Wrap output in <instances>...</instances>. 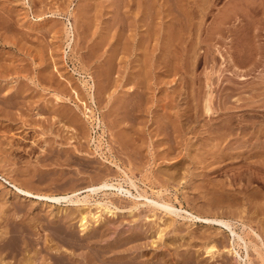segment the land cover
I'll return each mask as SVG.
<instances>
[{
  "label": "rangeland",
  "instance_id": "1",
  "mask_svg": "<svg viewBox=\"0 0 264 264\" xmlns=\"http://www.w3.org/2000/svg\"><path fill=\"white\" fill-rule=\"evenodd\" d=\"M229 19L239 25L227 39ZM183 28L194 37L191 45L181 38ZM169 31L177 34L170 49L166 47ZM227 45L249 78L232 82L235 87L243 84L231 98L237 99L235 104L246 102L239 108L224 104L230 72ZM171 50L178 52L177 58H171ZM247 69L253 70L247 73ZM262 79L264 0H0V230L12 218L27 223L30 237L27 253L18 248L20 254L15 251L12 255L17 257L10 255L7 260L48 264L54 261L53 254H90L89 240L95 246L94 241L104 244L102 239L108 238L118 253L135 264L165 263L164 256L169 261L165 264H264L250 246L253 239L264 247V229L252 224L260 237L251 230L252 203L245 193L261 186L255 182L247 188L245 179L238 181L235 185L244 194L236 191L232 202L238 201L232 206L227 192H234L229 189L235 187L231 177L239 173L231 171L237 170L232 169L234 163L225 164L231 159L217 160L228 147L217 149L219 138L207 140L209 129L225 122L216 135L225 137L227 144L231 136L222 133L233 116V122L261 125ZM253 88L263 104L257 96V101L251 99ZM208 102L211 113L206 110ZM3 176L48 194L81 188L82 197L91 193L85 187L108 179L131 189L133 195L118 194L112 187L107 193L94 192L79 206L67 201L45 203L24 199ZM152 199L172 206L160 208ZM100 201H107L115 213L105 210ZM81 206L92 211L86 229L80 225L81 210L75 209ZM69 212L72 216L66 218ZM190 212L222 217L231 226L190 219ZM260 213L255 216L264 217ZM60 232L69 238L65 240ZM21 243L20 239L19 247ZM209 243L220 252H206ZM225 247L236 248L241 256Z\"/></svg>",
  "mask_w": 264,
  "mask_h": 264
},
{
  "label": "bare ground",
  "instance_id": "2",
  "mask_svg": "<svg viewBox=\"0 0 264 264\" xmlns=\"http://www.w3.org/2000/svg\"><path fill=\"white\" fill-rule=\"evenodd\" d=\"M170 1V0H169ZM190 1V0H189ZM119 3H120V1H118ZM206 2V1H205ZM122 3V2H121ZM117 5V4H116ZM123 5V4H122ZM257 5V4H256ZM258 6V5H257ZM152 7V6H151ZM178 7V6H177ZM171 8V7H170ZM176 8V7H175ZM122 9V8H121ZM120 9V10H121ZM150 9V8H149ZM205 9V8H204ZM237 9V8H236ZM118 10V9H117ZM151 10V9H150ZM171 10V9H170ZM169 10V11H170ZM259 10V9H258ZM173 11V10H172ZM175 11V10H174ZM153 12V11H152ZM151 12V13H152ZM171 12V11H170ZM194 12V11H193ZM202 12V16L204 17V16H207L206 14H207V12L205 11V10H202L201 11ZM176 13V12H175ZM195 13H197V12H195ZM148 14V13H147ZM171 14H172V12H171ZM223 14V13H222ZM259 14V13H258ZM121 15V14H120ZM124 15V14H123ZM174 15V14H173ZM179 15L181 16L182 15V13L180 14V12H179ZM179 16V17H180ZM184 16V15H183ZM211 16V15H210ZM118 17V16H117ZM123 17V16H122ZM179 17L178 16H176V18H177V20H179L180 21V19H179ZM199 17V16H198ZM194 18V17H193ZM122 19H124V18H122ZM145 19H146V17H145ZM152 19V18H151ZM252 19V18H251ZM113 20H115V19H113ZM153 20V19H152ZM173 20V19H172ZM176 20V19H175ZM186 20V19H185ZM189 20H190V17H189ZM204 20V19H203ZM118 21V20H117ZM227 22H229V25L228 26H226V33L225 34H227L226 35V37H227V39L228 38H230L231 37V35H232V33H231V31L232 30H234V29H236V28H238V25H239V23H237V24H232L231 22H230V19H229V21L228 20H226ZM251 21V20H250ZM253 21V20H252ZM175 22V21H174ZM181 23H182V21H180ZM189 22V21H188ZM263 22V21H262ZM246 23V22H245ZM169 24H170V22H169ZM172 24V23H171ZM174 24L175 23H173V26H174ZM178 24V23H177ZM185 24V23H184ZM228 24V23H227ZM243 25V24H242ZM263 25V24H262ZM261 25V26H262ZM150 27H152V26H150ZM175 27V26H174ZM243 27V26H242ZM172 28V27H171ZM170 28V29H171ZM150 29V28H149ZM184 29V31H183V36L181 37L184 41H186L187 43H188V45H191L192 44V42L194 41L193 39H194V37H193V35H192V33H191V31L189 30V31H187V28H183ZM190 29V28H189ZM250 29H251V27H250ZM243 30V29H242ZM152 31V30H151ZM150 32V31H149ZM170 32V31H169ZM214 32H215V30H214ZM233 32V31H232ZM178 33V32H177ZM259 33V32H258ZM260 34V33H259ZM261 35V34H260ZM167 38V41H166V47H168L169 49L174 45V41H176V39H177V34L174 32V31H171L170 33H168L167 34V36H166ZM145 39H146V37H145ZM234 39V38H233ZM250 39V38H249ZM153 40V39H152ZM229 41V40H228ZM227 41V42H228ZM231 41V40H230ZM244 41V40H243ZM225 42V41H224ZM232 42V41H231ZM238 42V41H237ZM259 42V41H258ZM121 43V42H120ZM144 44V43H143ZM225 44V43H224ZM229 44V43H228ZM238 44V43H237ZM245 44V43H244ZM248 44V43H247ZM89 45V44H88ZM231 45V44H230ZM234 45V44H233ZM121 46V45H120ZM228 46V48H227V52H225V53H227V55H226V62H227V64H226V66H227V68H228V70L230 71V72H227V73H229L228 74V76H227V80H228V82L226 83V85H225V89L227 90L226 91V95H225V103L224 104H226L225 106L226 107H228L229 106V108L230 107H238L239 108V106H240V104L241 103H244V105H245V101L243 102V101H241V103L239 102L240 101V99L238 100V102H239V104H235V103H237V102H235L234 103V100H237V99H231L232 98V96H233V93H235V91H234V89L236 90V89H238V87L240 88L242 85H240V86H232V82L233 81H235V80H238V81H242V80H246V78H247V76L248 75H246L245 73H246V69H245V71H244V69H242L241 67H242V64L241 65H239L238 63V61H237V58H236V61L238 62H236L235 61V58H234V50H233V53H232V48H231V46H229V45H227ZM226 46V47H227ZM247 46H249V44L247 45ZM165 47V48H166ZM178 47V46H177ZM192 47V46H191ZM121 48V47H120ZM190 48V47H189ZM195 48V47H194ZM233 48H234V46H233ZM250 48V47H249ZM167 49V48H166ZM251 49H252V47H251ZM250 49V50H251ZM168 51V50H167ZM222 52V51H221ZM252 52V51H251ZM171 55L170 56H172L171 58H173V59H175V58H177L178 57V52L176 51V50H171ZM85 54V53H84ZM250 54V53H249ZM252 54V53H251ZM254 54V53H253ZM87 55V54H86ZM251 56V55H250ZM108 57V56H107ZM193 57V56H192ZM224 57V56H223ZM164 58V57H163ZM257 59V58H256ZM260 59V58H259ZM258 59V60H259ZM246 60V59H245ZM257 60V61H258ZM261 60V59H260ZM173 61V60H172ZM139 62V61H138ZM247 63V62H246ZM250 65H252V64H250ZM260 65V64H259ZM250 67V66H249ZM253 67H255V66H253ZM258 68V67H257ZM256 68V70H258ZM254 69V68H253ZM253 69H251V70H253ZM248 70V69H247ZM251 70H248L247 71V73L248 72H250ZM97 71V70H96ZM180 71V70H179ZM102 72V71H101ZM243 72H245L244 74H243ZM226 73V72H225ZM257 73V72H256ZM263 73V72H262ZM108 75V74H107ZM252 75V74H251ZM237 79H236V78ZM107 78V77H106ZM256 78V77H255ZM247 79H249V78H247ZM263 80V79H262ZM222 81V80H221ZM237 81V82H238ZM244 81H243V83H244ZM264 81V80H263ZM236 82V81H235ZM235 82H233L235 85H236V83ZM261 83V82H260ZM259 83V84H260ZM233 84V85H234ZM238 84H239V82H238ZM249 84V83H248ZM247 84V85H248ZM245 85V84H244ZM256 85V84H255ZM206 86V85H205ZM250 86V85H249ZM255 87V86H254ZM263 87V86H262ZM244 88V87H243ZM245 88H247V86L245 85ZM250 88V87H249ZM257 88V87H256ZM256 88H253L252 90H251V92L254 90V89H256ZM259 88V87H258ZM257 88V89H258ZM206 89V88H205ZM220 89V88H219ZM248 89V88H247ZM260 89H261V87H260ZM250 90V89H249ZM259 90V89H258ZM246 91V90H245ZM241 92V91H240ZM248 92V91H247ZM250 92V91H249ZM254 93L255 92H257V94H258V91H253ZM252 92V93H253ZM260 92V91H259ZM261 92H263V91H261ZM260 92V93H261ZM237 93V92H236ZM235 93V94H236ZM239 93V92H238ZM254 93H253V95L252 94H250V95H252V98L251 99H253V97H255V96H257V95H254ZM242 94H244V93H242ZM240 95H241V93H240ZM259 95V94H258ZM260 95H262V94H260ZM243 96V95H242ZM247 96H248V99H249V95L247 94ZM240 97V96H239ZM238 96H237V98H239ZM246 97V96H245ZM257 97H259V96H257ZM257 97H255L254 98V100H256V98ZM264 97V96H263ZM203 98H204V96H203ZM221 98V97H220ZM241 98V97H240ZM222 99V98H221ZM242 99V98H241ZM245 99V98H244ZM247 99V98H246ZM245 99V100H246ZM258 99V98H257ZM217 100V99H216ZM260 100V97H259V99H258V101ZM0 101H2V100H0ZM249 101V100H248ZM247 101V102H248ZM252 101V100H251ZM250 101V102H251ZM257 101V100H256ZM263 102H264V99L262 100ZM261 100H260V102H262ZM249 102V103H250ZM263 102H262V104H263ZM12 103V102H11ZM229 103L231 104V105H229ZM234 103V104H233ZM248 103V104H249ZM252 103V102H251ZM13 104V103H12ZM261 104V105H262ZM9 105H11L10 103H9ZM221 105V104H220ZM255 105V104H254ZM254 105H252V106H254ZM13 106V105H12ZM222 106V105H221ZM249 106V105H248ZM247 106V107H248ZM263 106V105H262ZM261 106V107H262ZM250 107V106H249ZM258 107V106H257ZM205 108V107H204ZM254 109H255V106L253 107ZM212 106H211V104H210V102H208L207 104H206V110L209 112V113H211V111H212ZM194 111V110H193ZM243 112V111H242ZM241 112V113H242ZM245 113H247L246 111H245ZM251 114V113H250ZM193 115V114H192ZM243 115H244V112H243ZM254 115H255V113H254ZM202 116V115H201ZM217 116V115H216ZM240 116V115H239ZM259 115H257V117H258ZM218 117V116H217ZM233 117H235V116H233ZM233 117L231 118V120L229 121L230 123H229V125L228 126H225V128H226V132H224V133H222V135L223 136H229V134H230V136L231 137H229V140H228V142H227V144H223V141H224V138H222V137H220V135L219 136H217L216 134L220 131V126L222 127L223 125H225V124H227V123H225L224 122V124L223 125H220V126H218L217 124V126L219 127V128H217V127H214V128H212V129H209V132H208V138H207V140H209V141H214L215 139H218L219 138V140L220 141H218L217 142V144L219 145V147L217 148V149H220V148H224V147H228V148H226V150H228V152L227 153H224V154H221V155H219V159H217V160H220V161H227L228 159H231L232 161L230 162V161H227V162H225V164L227 163L228 165H230V164H235V168L233 167V165H232V169H237V170H231V171H233V172H238V173H235V174H238L239 175V177H238V175H237V177L235 176V178H232L231 177V181H234V182H232L233 184H234V186L235 187H233L232 188V186H230L229 187V189H231L232 191H234L233 193H231V191L230 190H228V192H227V189L225 190L226 192H227V194H228V196L230 197L229 198V202H231L232 203V206H233V203H235V201H238V200H235L234 202H232L233 201V195H236V191L237 192H240L241 194H244V193H242L241 192V190L238 188L239 187V185H238V187L235 185L238 181H242V180H244L245 179V182H246V185H251L252 183H255V182H257V184H258V186L260 185L261 186V188L259 187H256V188H252L251 186H247V188H250L251 187V189H252V191L250 190L249 192L250 193H248L247 191H245V193L247 194V199L252 203V217H250V218H252L251 220H249V223H250V226H251V230L254 232V233H256V235L258 236V237H260V234L258 233V231L254 228V226H252V224H256V228L258 227V226H260V228L262 227V229H264V217H262V216H255V214L256 215H261L262 213H260V212H264V118L262 119L263 121L262 122H260L261 123V125H258V124H256V125H254V123L256 122H253L252 121V123L253 124H245L246 122H241L240 120H238L237 122L236 121H232V119H233ZM210 118H211V115H210ZM213 118V117H212ZM211 118V119H212ZM216 118V117H215ZM244 118V117H243ZM252 118V117H251ZM251 118H246V119H251ZM192 119V118H191ZM194 120V119H193ZM243 120V119H242ZM252 120V119H251ZM224 121V120H223ZM227 122H228V119L226 120ZM244 121V120H243ZM261 121V120H260ZM236 122V123H235ZM258 122V121H257ZM221 123H223V122H221ZM220 123V124H221ZM259 123V122H258ZM172 124V123H171ZM263 124V125H262ZM188 125V124H187ZM169 127H171V126H169ZM224 130V129H223ZM168 132V131H167ZM246 133L248 134L247 136H245L246 135ZM220 134V133H219ZM170 136V135H169ZM205 137V136H204ZM221 138V139H220ZM228 138V137H227ZM197 139H199V138H197ZM234 139H236V141L235 142H231L232 140H234ZM166 140V139H165ZM173 140V139H172ZM205 140V139H204ZM175 141V140H174ZM186 141V140H185ZM198 141V140H197ZM169 142V141H168ZM206 142V141H205ZM174 143V142H173ZM172 143V144H173ZM198 143V142H197ZM208 143H210V142H208ZM170 144V143H169ZM198 145V144H197ZM196 145V146H197ZM199 146V145H198ZM196 148V147H195ZM170 151V150H169ZM196 151H197V149H196ZM172 152V151H171ZM211 152V151H210ZM191 153H193V152H191ZM220 154V153H219ZM198 155H200V154H198ZM215 155V154H214ZM195 156H197V155H195ZM213 157V156H212ZM205 159H206V157H205ZM236 159V160H235ZM180 163H182V162H180ZM200 163V162H199ZM230 163V164H229ZM212 164V163H211ZM215 164V163H214ZM221 164V163H220ZM181 165V164H180ZM182 166H184V164L182 165ZM227 165H225V169L227 168L226 167ZM187 167V166H186ZM220 167V166H219ZM222 167H224L223 165H222ZM229 167V166H228ZM230 168V167H229ZM182 169V168H181ZM218 169L220 170V168H215V169H213L214 171H218ZM227 170V169H226ZM225 170V171H226ZM221 171V170H220ZM228 171V170H227ZM230 171V172H231ZM172 172V171H171ZM211 172V171H210ZM224 172V171H223ZM182 173V172H181ZM177 174V173H176ZM234 174V173H233ZM195 175V174H194ZM176 176V175H175ZM242 176H245V177H242ZM4 177V181L6 182V183H8L10 186H12L14 189H15V191L16 192H18L19 194H21V195H23L24 196V199H33V198H37V199H41V200H44V202L45 203H47L46 201H52V202H55V203H60V202H62V201H67V202H69V203H72L73 205H78L79 206V204H81L82 202H84V201H87L88 200V197H90V195H92V194H94V192H98V191H100V190H108V189H110V188H112V187H114V189H116L117 190V193L118 194H132V191H131V189H128V188H125L124 187V185L123 184H121V183H118V184H116V183H114V182H112V181H110V180H108V179H105V180H102V182H100V183H98L97 185H95V184H91V185H89V186H87V187H85V188H87V189H85L84 191H86V192H91V193H88V194H86L85 196H80V193H82V192H79L80 191V189L81 188H79L78 190H74L72 193H66V194H63V195H56V194H48V193H42V192H36V191H34V190H32V189H30L28 186H26L23 182H18V180L17 179H11V178H8V177H5V176H3ZM180 177V176H179ZM234 177V176H233ZM191 178V177H190ZM228 179V178H227ZM227 179H226V181H227ZM130 180H131V184L132 185H134V186H136V183L134 182V180L132 179V178H130ZM204 180V179H203ZM210 180V179H209ZM213 180V179H212ZM237 180V181H236ZM211 181V180H210ZM215 181V180H214ZM225 181V180H224ZM197 182V181H196ZM217 182V181H216ZM225 183V182H224ZM240 183V182H239ZM238 183V184H239ZM208 184H209V182H208ZM214 184V186H216V183L214 182L213 183ZM218 184H219V182H218ZM217 184V185H218ZM228 184H230V182H228ZM245 184V183H244ZM256 184V185H257ZM196 185V184H195ZM199 185H201V184H199ZM199 185H197V186H199ZM204 184H202V186H203ZM223 185H225V184H223ZM227 185V184H226ZM225 185V187H227ZM219 186H221V185H218V188H219ZM243 186V184L240 186V187H242ZM224 187V188H225ZM254 187V186H253ZM222 188V187H221ZM243 188V187H242ZM245 189V188H244ZM244 189H242V190H244ZM214 190V189H213ZM215 190H217V188L215 187ZM222 190V189H221ZM220 190V191H221ZM224 190H222L223 191V193L225 192ZM83 191V192H84ZM219 191V190H218ZM225 192V193H226ZM105 193H107L106 191H105ZM221 194V193H220ZM226 194V195H227ZM230 194V195H229ZM133 195V194H132ZM139 195L140 196H142V195H145L144 193H139ZM225 195V194H224ZM223 195V196H224ZM238 195V194H237ZM228 196H224V197H228ZM239 196V195H238ZM238 196H236V197H234V198H236L237 199V197ZM242 196V195H241ZM147 197V196H146ZM223 197V198H224ZM231 197H232V200H231ZM240 197V196H239ZM245 197V198H246ZM241 198V197H240ZM239 198V199H240ZM225 199V198H224ZM228 199V198H227ZM246 199V200H247ZM231 200V201H230ZM245 200V199H244ZM243 200V201H244ZM224 201V200H223ZM149 202V201H148ZM150 202L152 203V202H156L155 204H159V207L161 208V206H163V207H170L171 208V203H168V202H165V201H163V202H160V201H158V200H150ZM100 204H102L103 205V208L105 209V210H107L108 212H110V211H112V213L114 214L115 213V211H113V209L111 208V206L107 203V201L106 202H103V201H100L99 202ZM111 203L113 204V205H115L114 204V201H112L111 200ZM151 203H149V204H151ZM209 203V202H208ZM242 203V202H241ZM248 203V202H247ZM250 203V204H251ZM213 204V203H212ZM215 204V203H214ZM161 205V206H160ZM235 205V204H234ZM17 206V205H16ZM15 206V207H16ZM115 207L116 208H118L119 206L117 205H115ZM220 207V206H219ZM229 207V206H228ZM237 207V206H236ZM240 207V206H239ZM231 208V207H230ZM247 208V207H246ZM245 208V209H246ZM7 209H10V208H7ZM16 209H18V210H21V209H19L18 207H16ZM75 209H77V210H81V213H82V215H81V223H80V225L84 228V229H86V228H88L89 227V222H88V218H89V215H92V211L91 210H84V207H77V208H75ZM233 209V208H232ZM242 209V208H241ZM11 210V209H10ZM237 210V209H236ZM236 210H232V212L235 214L236 213ZM7 211V210H6ZM6 211H5V213H6ZM87 213H86V212ZM243 211V210H242ZM240 212V213H238V214H241V213H243V212ZM18 212H20V211H18ZM63 213V212H62ZM65 213H67V212H65ZM70 213V212H69ZM232 213V214H233ZM246 213H247V211H246ZM74 214V213H73ZM245 214V213H244ZM248 214V213H247ZM250 214V213H249ZM237 215V214H236ZM263 215V214H262ZM62 216V215H61ZM72 216V212L70 213V214H65V217L66 218H70ZM189 216H190V219L192 218V219H195V220H202V221H204V222H206V223H213V224H220V225H227V226H231V223L228 221V220H226V219H224V218H222V217H219V216H213V217H210V216H202V215H199V214H194V213H192V212H190V214H189ZM241 216V215H240ZM240 216H238V217H240ZM243 216V215H242ZM245 216H247L246 214H245ZM9 217V216H8ZM63 217V216H62ZM64 217V218H65ZM92 218L94 217V214H93V216H91ZM259 217V219H257ZM261 217V218H260ZM11 218V217H10ZM9 219V218H8ZM61 219V218H60ZM72 219V218H71ZM4 221V220H3ZM15 220L14 219H9L8 220V222H7V220H6V224L4 225L3 223V225L5 226V230H0V264H10L11 263V261L10 260H7V258L8 257H10V255L15 259V257H17V255H12V253L13 252H17V250H18V248H20V249H22V251H24V255H25V253H27L26 251L27 250H29V238L30 237H28V235H26V232L25 231H27V232H29L28 230L29 229H27V223H26V225H25V222L24 223H18V222H14ZM109 221V220H108ZM170 222H171V220H170ZM174 223V222H173ZM1 224V223H0ZM18 224H20V227L19 226H17ZM30 224V223H29ZM61 225V224H60ZM105 225V224H104ZM249 225V224H248ZM21 226H23L24 228H23V230H20V228L22 229V227ZM26 226V227H25ZM3 227V226H2ZM160 227V226H159ZM166 227V226H165ZM0 228H1V225H0ZM7 228H10V230H8ZM57 229V228H56ZM58 229H60V228H58ZM63 229V228H62ZM107 229H110V227H107ZM179 230V229H178ZM181 230V229H180ZM233 230V233H236L237 231H235L234 229H232ZM31 231V230H30ZM59 231H61V230H59ZM53 232H55V230H53ZM68 232V231H67ZM72 231H70L69 233H71ZM61 233V232H60ZM65 233V232H64ZM29 234V233H28ZM55 234V233H54ZM58 234V233H57ZM62 234V233H61ZM60 234V235H61ZM237 234H238V239L240 238L241 240L243 239V241H245L246 243H247V241L245 240V237L244 236H242V235H240L238 232H237ZM64 234H62L61 236L62 237H64L65 238V240L67 239V237H66V235L67 234H65L64 236H63ZM108 236H109V234H107ZM233 235V234H232ZM74 236V235H73ZM201 236V235H200ZM247 236V235H246ZM110 237V236H109ZM59 238H61L60 236H59ZM59 238H56L57 240H59ZM69 238V237H68ZM213 239H214V237H212ZM252 238V237H251ZM22 240V243L20 244V247H19V244H18V242H19V240ZM63 241H65L63 238H61ZM207 239V238H206ZM217 239V238H216ZM249 239V238H248ZM247 239V240H248ZM102 240H105L106 242L104 243V244H99L98 243V241H94L93 242V244L95 245V246H92V242H90V240L88 241V244H87V247L88 248H90V249H92V251L93 252H91L90 254H86V253H84V252H79V253H76V252H73L72 254L70 253L68 256L67 255H59V256H56V255H54L53 254V258H54V261L52 262V263H50V262H48V264H73L72 262H67L66 261V257H68V259H71V260H73V261H79V262H81L82 264H135V263H133L130 259H125V257H126V255L125 254H121V253H118L117 252V250H116V248H115V246H113L111 243H112V241L113 240H111V239H108V238H104V239H102ZM137 240V239H136ZM236 240V239H235ZM56 241V240H55ZM60 241V240H59ZM70 240L68 239V242H69ZM215 241V240H214ZM239 241V240H238ZM250 241V240H249ZM248 241V242H249ZM172 242V241H171ZM221 242V241H220ZM252 244H250V246L252 245V248H253V250L257 253V255L258 256H260V258L262 259V261L264 262V247H262L261 245H260V243L258 244L255 240H253V239H251V241H250ZM33 243V242H32ZM31 243V244H32ZM71 243V241L69 242V243H67V245L68 244H70ZM77 243V242H76ZM187 243V242H186ZM189 243V242H188ZM213 243V242H212ZM240 243V242H239ZM66 244V243H65ZM79 244V243H78ZM123 244V243H122ZM125 244V243H124ZM174 244V243H173ZM185 244V243H184ZM208 244V243H207ZM210 244V243H209ZM34 245V244H33ZM74 245V244H73ZM80 245V244H79ZM85 245V244H84ZM221 245V244H220ZM228 245V244H227ZM245 245H247V244H245ZM72 246V245H71ZM96 246H99V249H97L96 248ZM121 246V245H120ZM179 246V245H178ZM181 246V245H180ZM234 246H235V244H234ZM243 246V245H242ZM248 246H249V244H248ZM36 247V246H35ZM46 247V246H45ZM49 247V246H48ZM82 247V246H81ZM86 247V246H85ZM109 247V248H108ZM119 247V246H118ZM185 247V246H184ZM214 247H215V245H212L211 246V244H210V246L208 245V246H206V252H211V253H216V252H220L219 250H215L214 249ZM230 248V247H229ZM227 248V247H225L224 248V250L225 251H227V252H230L232 249L230 248ZM79 249V248H78ZM236 249V248H235ZM235 249H234V251L233 252H236V255H239V256H241V254H240V251H235ZM247 249V248H246ZM46 251V250H45ZM191 251V250H190ZM231 251V252H232ZM20 252V251H19ZM19 252H17L16 254H18ZM48 252V251H47ZM95 252H97V254L96 255H98V256H96L94 253ZM31 253H32V250H31ZM92 253H93V255H92ZM20 254V253H19ZM48 254V253H47ZM218 254V253H217ZM27 255V254H26ZM30 255V254H29ZM77 255V256H76ZM215 255V254H214ZM246 255L247 256H249L248 255V252L246 253ZM28 256V255H27ZM55 256V257H54ZM155 256V255H154ZM163 256H164V254H163ZM24 258V257H23ZM22 258V259H23ZM51 258H52V256H51ZM118 259V260H117ZM135 259V258H134ZM17 260V259H16ZM137 260V259H136ZM162 260H164V262L166 263V261H168V259L167 258H165V256L163 257V259ZM170 260V259H169ZM188 260V259H187ZM21 261V260H20ZM25 261H26V259H25ZM50 261V260H49ZM184 261H186V260H184ZM16 262V261H15ZM31 262V264H35L34 262H33V260H29V263ZM136 262V261H135ZM156 262V261H155ZM169 262V261H168ZM246 262V261H245ZM165 263H162L160 260H158L157 261V263L156 264H165ZM185 263V262H184ZM188 263H191L192 264V262H188ZM16 264V263H15ZM17 264H18V260H17ZM75 264V263H74ZM137 264V263H136ZM138 264H145V262L144 261H139L138 262ZM148 264V263H147ZM152 264V263H151ZM153 264H155V263H153Z\"/></svg>",
  "mask_w": 264,
  "mask_h": 264
}]
</instances>
